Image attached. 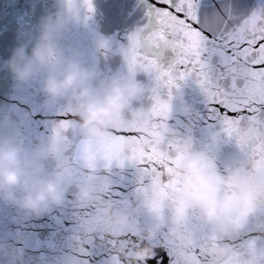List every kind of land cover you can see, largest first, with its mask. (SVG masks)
<instances>
[{
  "label": "clouds",
  "instance_id": "9594fccd",
  "mask_svg": "<svg viewBox=\"0 0 264 264\" xmlns=\"http://www.w3.org/2000/svg\"><path fill=\"white\" fill-rule=\"evenodd\" d=\"M56 4L35 33L21 32L3 66L16 91L37 90L44 109L69 112L71 128L54 123L47 135L29 139L24 121L31 113L0 111V205L30 216L67 205L88 209L80 220L84 233L135 234L133 246L120 251L131 264H160L161 250L175 258L171 264H264V173L254 171L245 154L237 166L221 170L209 148L196 146L193 132L202 114L186 97L192 82L155 107L161 86L152 59L157 31L132 33L116 50L121 67L104 71L73 38L91 20L93 0ZM128 126L157 155L178 139L184 154L173 175L145 179L138 204L117 207L107 198L103 173L126 165L127 144L118 157L110 160L109 154Z\"/></svg>",
  "mask_w": 264,
  "mask_h": 264
},
{
  "label": "water",
  "instance_id": "95a60500",
  "mask_svg": "<svg viewBox=\"0 0 264 264\" xmlns=\"http://www.w3.org/2000/svg\"><path fill=\"white\" fill-rule=\"evenodd\" d=\"M95 12L86 25L73 32L88 59L108 71L121 67V58L116 51L126 45L132 33L147 34L155 29L148 12L155 0H93ZM264 7V0H200L201 12H219L229 29L242 24L254 12ZM57 8L56 0H0V111L17 114L31 113L24 121L29 139L47 135L54 123L73 120L63 108L46 110L37 90L18 92L9 70L3 66L12 50L21 42L23 31L36 32L41 19ZM109 49L100 46V40ZM175 54L165 50L160 57L165 66L171 64ZM188 102L201 114L203 95L194 83L185 88ZM219 129L200 121L193 135L197 147H207L216 158L221 170L237 166L244 160V153L234 140ZM74 144L78 138L70 134ZM103 177L110 185L107 198L114 206L138 204L141 196V172L133 165L105 170ZM90 215L88 209L72 205L55 208L40 216L17 212L14 208L0 205V264H131L120 251L133 246L134 233L98 231L86 234L80 220ZM165 264H171L168 252L161 250ZM159 258V257H158ZM156 264V261H149Z\"/></svg>",
  "mask_w": 264,
  "mask_h": 264
},
{
  "label": "snow or ice",
  "instance_id": "6c2138e0",
  "mask_svg": "<svg viewBox=\"0 0 264 264\" xmlns=\"http://www.w3.org/2000/svg\"><path fill=\"white\" fill-rule=\"evenodd\" d=\"M148 16L159 36L152 56L161 85L155 107L183 82L196 84L203 95L202 121L234 140L253 170L264 173V7L232 29L219 12H201L200 0H155ZM165 50L175 54L168 66L160 60ZM60 124L71 128L70 120ZM125 144L122 163L144 174L141 184L173 175L184 154L178 139L168 144L166 154L157 155L142 143L137 128L128 126L115 137L109 159L118 157ZM158 259L165 264L163 255Z\"/></svg>",
  "mask_w": 264,
  "mask_h": 264
}]
</instances>
